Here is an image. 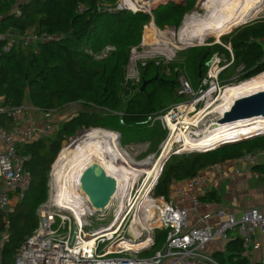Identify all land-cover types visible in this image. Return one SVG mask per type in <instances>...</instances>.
Instances as JSON below:
<instances>
[{
    "label": "trees",
    "instance_id": "16d2710c",
    "mask_svg": "<svg viewBox=\"0 0 264 264\" xmlns=\"http://www.w3.org/2000/svg\"><path fill=\"white\" fill-rule=\"evenodd\" d=\"M119 1L0 0V33L12 29L24 34L33 30L49 37L31 47L1 52L0 104L11 108L30 101L46 112L62 111L71 103L84 107L52 136L18 143L31 184L11 211L0 209V241L9 222L8 240L0 245V264H13L16 247L38 225L36 210L48 197L50 167L65 139L81 128L96 127L114 129L134 140L140 139L137 134L142 130L151 139L161 130L158 126L148 128L147 122L165 111L164 104L181 98L174 74L166 75L155 62L141 67V83L137 86L126 79V67L131 50L142 42L147 24L153 20L161 29L179 28L196 0H156L150 3L151 7L157 4L151 13L139 10L144 8L141 5L131 8L136 11L120 8ZM221 41L230 44L234 53L233 63L220 74L221 83H227L223 75L231 67L241 68V81L264 71V18L237 26ZM4 43L0 40V51ZM217 52L226 53L230 59L229 51L220 44L192 50L188 70L194 86L200 84L205 62ZM144 81L148 83L141 90ZM0 124L9 125L5 113H0ZM260 151L264 152V133L223 141L203 152L174 154L164 165L155 195L168 198L173 182L193 177L212 164ZM253 167L264 174L261 161ZM207 198L217 200L212 192L201 197ZM164 235L156 231L157 246ZM234 235L226 244L227 253L215 252L213 259L218 264H252L245 254L243 239Z\"/></svg>",
    "mask_w": 264,
    "mask_h": 264
},
{
    "label": "built area",
    "instance_id": "2783aa9c",
    "mask_svg": "<svg viewBox=\"0 0 264 264\" xmlns=\"http://www.w3.org/2000/svg\"><path fill=\"white\" fill-rule=\"evenodd\" d=\"M48 38L35 32L21 34L7 30L0 33V40L5 42L0 54L9 53L13 48L31 47ZM231 63L222 64L219 55L214 54L196 92L184 76H178L179 94L186 96L187 100L156 117L168 131L169 138L172 132L170 122L176 123L179 119L183 122V117L190 114V122H193L207 106L208 101L203 107L199 106L200 101L205 97L210 101L216 98L218 90L223 88L219 75ZM207 82L213 88L203 90L202 86ZM0 113H5L10 119L8 127L0 125V209L11 211L14 206L12 194L18 201L21 200L31 184V175L24 168L18 143L31 142L42 136L50 137L57 128L49 123L42 126L36 124L25 104L11 108L0 106ZM179 149L172 153L179 154ZM239 160L248 166L261 161L259 153H246ZM163 168L161 164L152 174L129 173L127 178L122 179L111 206L105 212L92 210L81 195L82 207L78 215L58 199L52 170L48 197L36 210L38 225L16 247L13 264H213L215 262L207 252L211 243L229 241L232 235L237 234L243 239L246 249L258 245V232L264 235V212L260 208L252 207L236 216L226 207L212 208V203L201 199L203 187L208 182L216 183L223 177L236 176L240 173L239 168L225 162L212 164L175 189L176 198L180 201L189 199L196 212L202 205L207 210L198 214L193 225L185 206L155 195ZM254 176L260 178L264 174L255 171ZM8 226L9 222L6 223L1 244L8 240ZM157 230L165 232L158 246ZM150 250L154 251L146 253Z\"/></svg>",
    "mask_w": 264,
    "mask_h": 264
},
{
    "label": "bare ground",
    "instance_id": "6f19581e",
    "mask_svg": "<svg viewBox=\"0 0 264 264\" xmlns=\"http://www.w3.org/2000/svg\"><path fill=\"white\" fill-rule=\"evenodd\" d=\"M261 1L205 0L206 12L203 15L186 17L177 32L178 40L182 44H189V42L194 43L195 40L203 41L210 35L219 40L223 34L229 32L233 27L246 23V18L261 6ZM126 3L127 5L123 0V5L129 9L133 8L128 0ZM150 3L151 0H141L139 2L146 9L151 8L152 3ZM173 36L174 34L171 35L164 30L158 32L156 25L152 22L151 28H146L144 41L152 44L159 43L162 46L166 44V48L163 47V49L168 50V52L172 50V47L181 49L183 46H178L172 39L175 38ZM262 90H264V71L239 83L226 85L222 97L213 101L211 110L202 114L199 112L193 122H190L191 118L186 116L183 117V122L182 119H179L176 123L170 122L169 125L172 130L170 138L164 145L158 163L151 168H134L131 166L118 147L117 134L111 130L96 127L80 133L79 136L73 137L70 143H64L54 162L53 178L58 188V199L62 203H66V206L71 207L78 215V210H81L82 207L79 177L84 168L93 162L101 164L109 174L114 173L119 183H122V179L127 178L131 172L134 174L140 172L152 174L156 167L161 166L167 154L175 150L174 145L177 142L182 144V148L178 150L180 154L189 150H205L224 140L232 141L239 137L264 133V116L238 120L228 124L217 122L218 118L231 108L237 98ZM215 102L218 103L214 106ZM210 115H217V117H213L209 120L210 124L203 125V128H201V122ZM167 119L171 120L170 116H167ZM145 165L147 163L143 164V166ZM152 168L153 170H151ZM120 175L123 177L121 178Z\"/></svg>",
    "mask_w": 264,
    "mask_h": 264
},
{
    "label": "rangeland",
    "instance_id": "374dc122",
    "mask_svg": "<svg viewBox=\"0 0 264 264\" xmlns=\"http://www.w3.org/2000/svg\"><path fill=\"white\" fill-rule=\"evenodd\" d=\"M126 1L127 0H125V4L127 5ZM140 1L141 0H128L129 4L132 5V7H134L136 4H138L140 6V4H139ZM119 2H120L119 7L129 9L127 6L123 5V0H120ZM204 2H205V0L204 1L196 0L195 6L193 7V9L191 11H189L188 13L185 14L184 20L186 19V17H194V16L203 15L206 12ZM156 5L157 4H154L149 9H146V7L143 6L144 8H141L139 10L151 13L153 7ZM260 5L261 6L258 7V10L257 9L255 10L257 12L254 11L253 14H250L246 18V20H247L246 23H242L238 26H241V25L247 24L249 22H253L255 20H259L261 18H264V0L261 1ZM133 10H137V9H132V11ZM152 22L154 23V21L152 20L149 24H147L144 27L143 38H142L141 44L138 47L133 48L131 50L130 60H129V63L126 67V79L129 82H131L132 85L137 86L139 83H141V69H142L141 67L143 65H145L147 62L153 61V62H155L156 65H160V67L162 68V70L164 71V73L166 75L174 74L176 79H178V76H181V75L184 76L185 79L189 82L190 86L195 90V92L198 89H200L201 83L199 85H198V83H196L197 85L194 86V84L191 80L192 78L190 77V71L188 70L189 69L188 64H189V62L191 60V56H192V50L194 48H197V47L206 46L208 43H212V44L214 43L215 44L218 41L222 42L221 38L224 35L230 33V31L232 29L236 28V27H233L229 32L223 34L219 40H217L213 35H210L206 39H204L203 41H200V40L196 41L195 40L194 43L189 42V44H182L178 40L177 32L179 31V28L182 26L183 22L181 23L179 28L169 26V27H165L163 29L159 28L154 23L156 25V29L158 30V32H163V30H164L171 35L174 34L173 37H175V38H172V39H174V42L178 46H183L181 49H175L172 47V50L170 52H168V50L163 49V47L166 48L165 47L166 44H165V46H162V45H159V43L158 44H152L151 42L144 41V35H145L146 28H151ZM28 32H35V31L29 30ZM219 57L222 59V64H224L225 61H227L225 54L221 55V56L219 55ZM227 68H228V66L226 68H224V70H226ZM175 73L177 74V76ZM241 73H242V71H241L240 67L236 68V69H233L231 67L223 75L224 80L227 83H225V82L221 83L220 75H219V82L221 83V86H223V88H221V90H218V94H217L216 98H214V100L222 97L224 87L226 85L228 86L230 84L239 83L241 80H238V78H239ZM212 88L213 87H212V84L210 82H207L206 85L204 84L202 86L203 90L204 89L210 90ZM179 89H180V87H178L177 93L180 96ZM132 94H133V92H132ZM167 96H169V95H167ZM208 99L209 98L205 97L200 101L199 106H202V107L205 104V102L208 101L207 106H205V108L202 109L201 114L206 113V112L211 110V106H212V103L214 100L210 101ZM186 100H187V97L183 96L182 98H179L178 101L177 100H175V101L171 100V101L167 102L166 104H164L165 105L164 109L166 108L165 112H167L174 105H176L180 102H185ZM217 103L214 104V106L217 105ZM79 110L80 111L84 110L83 105H81L80 103H75V104H72V106H70L66 112H64V111L62 113L61 112H52L50 119L53 121V125L57 126L63 119L67 118L68 116L70 117L72 115H75L77 112H79ZM30 111H31L30 113L33 112L32 110H30ZM189 117H191V114L189 115ZM213 117L215 118V117H217V115H210L207 118H205V120L203 122H201V128H203V125L210 124L211 122H209V120H211ZM146 125L148 128L158 126L160 128L161 132L156 131L157 136L149 139V138H146V137H148L146 135V131L144 133L141 130L139 132V134H137V136L140 137V139L134 140V139H129V135H122L119 131L108 128V130H111L117 134V136H118V139H117L118 147H119L120 151L124 154V156H126L125 158L129 162V164H131V166H133L134 168H137V167L151 168L152 166L155 167V165L158 163V159L160 158V156L162 154L163 146L165 145L167 140H169V133H168V131L163 129L161 121L159 119L152 118V120H149V122H147ZM177 126H179V125H177ZM191 129H193V128H191ZM86 130H88V129L87 128H81L77 132L76 135L70 136L67 139H65L61 144V149H62L64 143H68V142L70 143L71 142L70 140L73 137L75 138V137L79 136L80 133H82ZM257 134H259V133H257ZM124 138H125V140H124ZM221 142H219L218 144H220ZM181 145H182L181 142L175 143L174 149L182 148ZM211 148H213V147H211ZM61 149H60V151H61ZM60 151H59V153H60ZM193 151H195V150L183 151L180 154L182 155L184 153H190ZM197 151L203 152V150H197ZM59 153H58V155H59ZM58 155H57V157H58ZM171 156L174 157L175 155L172 152H170V154L167 156V158L168 157L170 158ZM57 157H56V159H57ZM121 158H120V161H121ZM263 158H264V156H263ZM56 159L54 160V162L56 161ZM54 162L50 167V171L48 174V183L51 179V173L53 170ZM145 163H147V165L143 166V164H145ZM156 169H158V168L156 167ZM52 178H53V176H52ZM105 216H107V213ZM161 242H162V240H161ZM153 251L154 250H150L146 253H152Z\"/></svg>",
    "mask_w": 264,
    "mask_h": 264
},
{
    "label": "crops",
    "instance_id": "0c3cea01",
    "mask_svg": "<svg viewBox=\"0 0 264 264\" xmlns=\"http://www.w3.org/2000/svg\"><path fill=\"white\" fill-rule=\"evenodd\" d=\"M215 44H220L224 46L230 53V59H228L226 53L217 52L215 54H218L220 56L225 54L226 59H227L225 63L226 62L233 63L234 53H233L231 45L230 44L226 45L219 41L216 42ZM24 104L28 107L29 114L31 115L34 122L42 126L43 124H46V123L53 125V121L50 119L52 112H61V113L63 111L66 112L67 109L70 106H72V104H75V103L69 104L62 111L53 110V111H48V112L43 111L42 109L33 106L30 103V101H26ZM0 106L2 105L0 104ZM30 110H32L33 112L30 113L31 112ZM73 116L74 115L70 117L68 116L67 118L63 119L57 126L55 125L54 126L58 128L61 124H63L65 121L69 120ZM9 125H10V119H9ZM8 126H5V127H8ZM0 148H2V146H0ZM259 154H260V159H261V164H262L264 163V158H263L264 152L260 151ZM239 159H231L229 161H225V163H227L228 165L236 166L237 168H239L240 169L239 174L233 177H223L219 179L218 182L216 183L208 182V184L203 187L204 193L202 197L212 192L214 193L218 201L216 199L210 200L207 198V200H203V202L212 203V208H215L218 206L226 207L230 211L234 212L236 216H240L244 210L252 208V207L260 208L264 212V177L256 178L254 176V172L257 171V169L254 168L253 166H248L244 164ZM182 183L183 181L173 182L170 193H169V197L166 199H172L177 204L185 206L189 210L190 224L193 225L197 221L198 214H203L207 210L202 205L198 207V210L196 212L195 210H193L192 202L189 199L186 201H180L176 198L175 189ZM0 186H1V183H0ZM17 202L18 200L15 194H12L13 205H15ZM257 240H258V245L252 246L249 250L243 246L245 250V254L249 257L252 264H262L263 258H264V235L261 232H258ZM229 241L221 240V241L211 243L207 246V252L211 255L212 258H213L212 255L215 252L227 253L225 249H226V244ZM0 245H1V241H0ZM213 260L215 262L213 264H218L215 259Z\"/></svg>",
    "mask_w": 264,
    "mask_h": 264
},
{
    "label": "water",
    "instance_id": "95a60500",
    "mask_svg": "<svg viewBox=\"0 0 264 264\" xmlns=\"http://www.w3.org/2000/svg\"><path fill=\"white\" fill-rule=\"evenodd\" d=\"M206 64L208 65V62ZM147 82L144 81L142 87ZM258 116H264V90L237 98L217 122L228 124ZM167 160L168 158L162 165H165ZM120 184L115 174H109L98 162L86 166L79 177L80 194L86 199L91 209L97 212H105L111 206Z\"/></svg>",
    "mask_w": 264,
    "mask_h": 264
},
{
    "label": "flooded vegetation",
    "instance_id": "af4514ba",
    "mask_svg": "<svg viewBox=\"0 0 264 264\" xmlns=\"http://www.w3.org/2000/svg\"><path fill=\"white\" fill-rule=\"evenodd\" d=\"M208 44L211 45L212 43H208ZM213 44H214V43H213ZM212 57H213V56H212ZM212 57H211L208 61L205 62V72H204L203 77L205 76V74H206V72H207V69H208V67H209L210 64H211V59H212ZM207 62H208V65L206 64ZM203 77H202V78H203ZM202 78H201V79H202ZM201 79H200V82H201ZM177 81H178V79H177ZM143 83H144V82H143ZM147 83H148V82H147ZM147 83H146V85H147ZM146 85H145V86H146ZM142 86H143V85H142ZM145 86H144V87H145ZM144 87H142L141 90L144 89ZM180 97L182 98L183 96L180 94Z\"/></svg>",
    "mask_w": 264,
    "mask_h": 264
},
{
    "label": "clouds",
    "instance_id": "9594fccd",
    "mask_svg": "<svg viewBox=\"0 0 264 264\" xmlns=\"http://www.w3.org/2000/svg\"><path fill=\"white\" fill-rule=\"evenodd\" d=\"M132 10V9H131ZM133 11H136V10H133ZM250 136H252V135H250ZM246 137H248V136H246ZM239 138H243V137H239ZM218 143H215L214 145H212L211 147H214V146H216ZM210 147V148H211ZM210 148H208V149H210ZM208 149H205V150H208ZM205 150H203V151H205ZM195 151H197V150H195ZM199 152V151H198Z\"/></svg>",
    "mask_w": 264,
    "mask_h": 264
}]
</instances>
